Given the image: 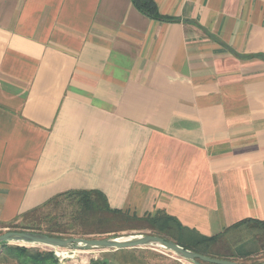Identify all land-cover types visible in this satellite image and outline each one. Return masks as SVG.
Here are the masks:
<instances>
[{"label": "crops", "instance_id": "0c3cea01", "mask_svg": "<svg viewBox=\"0 0 264 264\" xmlns=\"http://www.w3.org/2000/svg\"><path fill=\"white\" fill-rule=\"evenodd\" d=\"M154 1L0 0V228L69 190L264 220V0Z\"/></svg>", "mask_w": 264, "mask_h": 264}, {"label": "trees", "instance_id": "16d2710c", "mask_svg": "<svg viewBox=\"0 0 264 264\" xmlns=\"http://www.w3.org/2000/svg\"><path fill=\"white\" fill-rule=\"evenodd\" d=\"M136 9L154 19L175 18L160 14L154 0H131ZM30 228L50 236L96 235L113 231V224H140L142 228L197 253L231 260L248 256H264V220L246 218L226 227L222 232L204 236L182 227L173 217L158 210L152 215L136 216L114 209L107 203L105 195L98 190H69L58 193L43 204L20 216ZM239 246V251H236ZM0 264H60L53 252L24 245L0 244ZM125 250V249H118ZM202 263L201 261H198ZM257 263V262H252ZM203 264V263H202Z\"/></svg>", "mask_w": 264, "mask_h": 264}, {"label": "rangeland", "instance_id": "374dc122", "mask_svg": "<svg viewBox=\"0 0 264 264\" xmlns=\"http://www.w3.org/2000/svg\"><path fill=\"white\" fill-rule=\"evenodd\" d=\"M135 222L132 223H122L113 224L111 227L114 229H120L122 226L125 227L123 230L113 231L105 234L96 235H70L71 237H85V238H106V237H123L131 236L136 234H152L158 235L155 231L142 228ZM31 223H25L21 218L16 221L10 222L6 227L0 228V233L4 231H34L30 228ZM160 236V235H158ZM163 236V235H162ZM160 236V237H162ZM68 237V236H66ZM9 245H17L14 242L7 243ZM29 246V245H27ZM29 247H37L44 250H50L54 253L57 250L61 253L58 260L60 264H194L192 261L183 259L179 257L174 252L162 248L157 245H145L136 248H128L125 250H112L105 248H86L77 250H68L58 248H52L45 245H34ZM1 250V248H0ZM236 251H239V246H237ZM232 261L242 262V263H260L264 261V256H248L246 259H240L236 255L231 258ZM10 264H14L9 261Z\"/></svg>", "mask_w": 264, "mask_h": 264}, {"label": "water", "instance_id": "95a60500", "mask_svg": "<svg viewBox=\"0 0 264 264\" xmlns=\"http://www.w3.org/2000/svg\"><path fill=\"white\" fill-rule=\"evenodd\" d=\"M9 242H14L17 245L24 246L45 245L52 248L68 250H79L92 247L118 250L136 248L145 245H157L174 252L183 259L192 261L194 264H264V261L260 263H242L203 255L186 249L171 240H167L163 237L152 234H136L123 237L85 238L71 236H50L32 231L7 230L0 233V244ZM198 261H201L202 263H199Z\"/></svg>", "mask_w": 264, "mask_h": 264}, {"label": "built area", "instance_id": "2783aa9c", "mask_svg": "<svg viewBox=\"0 0 264 264\" xmlns=\"http://www.w3.org/2000/svg\"><path fill=\"white\" fill-rule=\"evenodd\" d=\"M57 249V248H56ZM58 250H62L61 248H58ZM54 256L57 258V259H59V257L58 256H60L61 255V253H59L57 250H54Z\"/></svg>", "mask_w": 264, "mask_h": 264}]
</instances>
